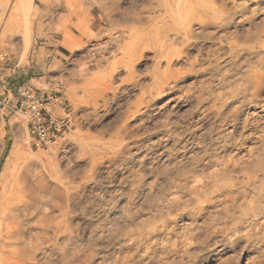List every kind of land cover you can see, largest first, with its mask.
Returning <instances> with one entry per match:
<instances>
[{
    "label": "rangeland",
    "instance_id": "obj_1",
    "mask_svg": "<svg viewBox=\"0 0 264 264\" xmlns=\"http://www.w3.org/2000/svg\"><path fill=\"white\" fill-rule=\"evenodd\" d=\"M193 1L0 0V50L73 117L35 152L0 108V206L16 227L0 264H264V90L240 108L264 69L242 49V0ZM63 31L74 45L54 67ZM229 158L248 167L225 175Z\"/></svg>",
    "mask_w": 264,
    "mask_h": 264
},
{
    "label": "built area",
    "instance_id": "obj_2",
    "mask_svg": "<svg viewBox=\"0 0 264 264\" xmlns=\"http://www.w3.org/2000/svg\"><path fill=\"white\" fill-rule=\"evenodd\" d=\"M17 66L5 50H0V108L6 114H19L25 123L26 144L30 150L49 151L69 131L73 117L68 101L59 92H41L22 83L12 93L7 81ZM12 102V103H11Z\"/></svg>",
    "mask_w": 264,
    "mask_h": 264
},
{
    "label": "bare ground",
    "instance_id": "obj_3",
    "mask_svg": "<svg viewBox=\"0 0 264 264\" xmlns=\"http://www.w3.org/2000/svg\"><path fill=\"white\" fill-rule=\"evenodd\" d=\"M198 1L199 2L203 1V3L207 2V0H202V1L197 0L196 2H198ZM193 2H195V1H193ZM196 2H195V5H196ZM203 3H201V5ZM188 4L191 5L189 2H188ZM201 5H199V6H201ZM205 5H202V6H205ZM240 5L241 6L239 9L240 10L239 13H241V20H240L241 30L240 31H241V39H242V43H241L242 49H243L244 53H247V54L250 53V49L254 50V53H253L254 56L258 59L259 63L263 66V69H264V0H242V3ZM186 6H188V5H186ZM197 6H198V4H197ZM261 10H263V11L261 12ZM187 12L189 13L188 10H187ZM260 16H262L261 19H260ZM231 17H232V15L230 16V18ZM228 18L229 17H227V19ZM230 18H229V20L232 21L231 20L232 18L231 19ZM229 20H227V21H229ZM78 30H82L81 25H79ZM71 44H72V42H71ZM71 44L68 43L66 46H68V45L70 46ZM167 64L169 65V62H167ZM127 73H128V75L132 74L130 68H129V71ZM263 90H264V70L262 71V73H257V74H254L253 76H251L250 74L247 75L243 80V87H242V93H243L245 100L240 103V108L247 103H252L254 100H257L258 99L257 95L260 92H262ZM247 94H249L251 97L245 98ZM247 126H252V123H248V122L242 123L241 128L245 129ZM263 129H264V126H263ZM254 131L256 132V130H254ZM249 136L250 135H247V136L241 135V141H242L241 143L244 144L246 141H248L250 138ZM221 164H222L221 170H222L223 174H225V175H229V174L233 173L236 168L242 169V172H243L244 169L248 167V165L245 164L244 162L243 163H241V162L235 163L231 158L223 160L221 162ZM221 164L218 163V165H221ZM241 165H243V166H241ZM2 191L3 192L0 193V195H1L0 205H1V199L4 198V195H2V194L5 192L3 189H2ZM229 199H235V198L229 194L227 196L223 195V200H219L220 202H223L225 204V207L223 208L224 214H225L226 209L229 208V206L226 205L227 200H229ZM205 202H206V206H204V207L201 206L198 208L199 215L197 217H199L200 214L203 211H205V208L210 207L214 201H212V199H210V198H207L205 200ZM12 209H13V207L8 205L7 202H6V206L4 207L3 210L0 206V256H1V251L3 249V246H4V238L3 237L5 235L10 236L16 231L15 226H10L9 224L4 223L6 214H10Z\"/></svg>",
    "mask_w": 264,
    "mask_h": 264
},
{
    "label": "crops",
    "instance_id": "obj_4",
    "mask_svg": "<svg viewBox=\"0 0 264 264\" xmlns=\"http://www.w3.org/2000/svg\"><path fill=\"white\" fill-rule=\"evenodd\" d=\"M52 41H53V43L48 44V46H51V49H47L46 50L47 51V56L50 58L49 59V65L52 64L54 67H58V65L60 63H62L63 58L66 57V52L69 51V47L66 46V45L68 43L71 44V42H72L71 45H74V39H73L72 34L70 33V31L69 32L68 31H63L58 36L57 40L55 39V40H52ZM27 70H28L27 72L24 71V70H22L21 72L18 71V73H16L13 78H15V76H18L20 79H19V82H17V83H20V82L21 83H27V84H30V85L35 87V85L32 83L33 78L31 77V71H30L31 68L28 67ZM27 77H29V78H27ZM36 88H38V87H36ZM43 90H44L43 92H50V93L51 92H55L54 91V85H52L50 87V89L46 88V89H43ZM48 90H50V91H48Z\"/></svg>",
    "mask_w": 264,
    "mask_h": 264
}]
</instances>
